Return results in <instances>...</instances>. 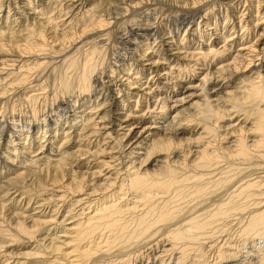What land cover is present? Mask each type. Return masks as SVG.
<instances>
[{"label": "bare ground", "instance_id": "6f19581e", "mask_svg": "<svg viewBox=\"0 0 264 264\" xmlns=\"http://www.w3.org/2000/svg\"><path fill=\"white\" fill-rule=\"evenodd\" d=\"M211 1L0 0V103L20 87L29 90L22 94L24 100L34 101L48 90L47 79L52 76L54 83L58 81L53 88L57 86L55 91H62V97L73 93L75 85L77 94H82L77 102L73 96L69 106L62 100L63 115L51 112L41 120L32 115V121L18 126L17 135L6 141L4 151L0 144L3 153L11 149L6 156L12 164L19 159V166L10 170L0 157V188L4 186L0 207L16 201L5 215L12 227L7 226L20 233L25 243H36L37 232H46L51 225L52 232L57 229L59 207L49 205L48 199L25 198L27 191L14 188L16 183L52 173L50 184L59 185L67 168L70 182L60 186L58 199L66 198V193L71 199L69 217L61 224L75 221L60 227V236L51 232L53 239L64 237L62 243L57 245L51 238L43 247L53 257L61 255L66 264H80L99 251L155 241L163 253L177 247V263L192 251L193 262L202 264L206 252L217 248L214 264H264V0ZM163 7L174 15L163 23L162 33L150 18ZM135 9L144 10L145 19L130 18L135 27H122L125 41L117 37L126 50L133 48L130 57L120 56L118 66L113 61L108 74L99 67L103 71L98 74L97 66L104 65L99 55L109 39V28L128 14L134 16ZM91 32L95 34L87 39ZM49 65L55 74H42ZM102 76L108 80L102 81ZM95 80L103 91L101 103L93 101L94 106L86 108L88 114L76 116L74 109L90 102L88 89ZM71 111L73 115L67 116ZM166 115L170 121L165 128L154 126ZM7 125L11 124L0 121V137ZM21 153L29 160L22 161ZM76 158L80 159L74 166L84 169L77 170V176L70 169ZM86 172L90 177L103 174L102 182L93 186ZM22 201L23 207L16 205ZM71 207L79 209L75 212ZM241 213L246 217H240L239 236H249L255 249L238 258L234 253L225 255L226 241L212 243V237L228 224L221 227L216 222ZM2 223L0 250L6 243L19 246L15 233L9 234L16 237L5 234ZM160 225L166 230L161 231ZM205 242L207 249L194 248ZM10 255L4 252L7 258L0 264ZM22 255L40 259L44 253ZM53 257L33 263L61 264Z\"/></svg>", "mask_w": 264, "mask_h": 264}, {"label": "rangeland", "instance_id": "374dc122", "mask_svg": "<svg viewBox=\"0 0 264 264\" xmlns=\"http://www.w3.org/2000/svg\"><path fill=\"white\" fill-rule=\"evenodd\" d=\"M214 1H216V0H214ZM224 1H226L227 2V0H223V1H221V2H224ZM211 2H213V0L211 1ZM211 4V3H210ZM264 4V3H263ZM209 5V4H208ZM208 5H206L204 8H206ZM148 7V6H147ZM153 8V7H152ZM142 9H146V7H144V8H142ZM142 9H135L134 11H133V13H135L134 14V16H132L133 14H126L127 16H125L123 19H120V20H118L117 21V25L115 24V25H113V27H111V29L109 28V36H108V38L109 39H107L106 40V44L104 45L105 47V49L103 50V48H102V50H103V52H101L100 53V55H99V57H101V60H102V65H103V67L102 66H100V64H99V66H97V68L98 69H96V70H98V74L100 73V72H102L103 70L105 71V74L107 73H109V72H107L108 70H110V67L113 65V61H115L114 63H117V66L119 65V64H122L121 62H119V57L120 56H123V57H125V58H128V57H130L129 56V54L128 53H130V51H131V49H133L132 47H129L130 48V50H126V47H124V45L120 42V40H119V38H117L118 36H122V40L123 41H125L126 39H125V37H126V35H123L124 33H121V30H122V27H123V29L124 28H127V25L128 26H130V25H132V23L129 21L128 22V20H130V18L131 19H134V20H138V21H141V19H145V18H143L144 16L141 14V13H143V11L144 10H142ZM167 8H164L163 7V9H160V12L162 13H160V12H157V13H155L154 15H152L151 16V18H150V22L152 21V22H154V26H158L157 28H156V30L157 31H159V32H162L163 33V31H164V29H165V24H163V23H165L166 22V20L168 19V21H171V19L173 20V18H172V16L171 15H174L172 12H174L172 9H167L168 11H169V13H168V11L166 10ZM240 9H242L241 7H240ZM166 11V12H165ZM140 12V13H139ZM164 12V13H163ZM138 13V14H137ZM169 15H168V14ZM171 14V15H170ZM141 15V16H140ZM158 15H160V17L158 16ZM134 17V18H132V17ZM169 16V17H168ZM171 16V17H170ZM137 17H139V18H137ZM141 17V18H140ZM168 17V18H167ZM153 18V19H152ZM127 19V20H126ZM125 20V21H124ZM196 22H199L200 20L198 19V16H196ZM123 21H124V23L125 24H123ZM127 21V22H126ZM132 21V20H131ZM121 22V23H120ZM151 22V23H152ZM119 23V24H118ZM127 24V25H126ZM119 25H121V26H119ZM117 26V27H116ZM126 26V27H125ZM118 27H120V28H118ZM135 26L134 25H132V27H131V29L132 28H134ZM117 28V29H116ZM113 29V30H112ZM160 29V30H159ZM115 30V32L113 33V31ZM111 31H112V33H111ZM118 31V32H117ZM179 31H181V34L183 33V29L182 30H179ZM220 32H221V30H220ZM118 33V34H117ZM119 33H121V34H119ZM90 34V35H89ZM95 33H93V32H91V33H88V35H86V38L87 39H90L91 38V35H94ZM111 34V35H110ZM117 34V35H116ZM180 34V35H181ZM116 35V36H115ZM97 36V35H96ZM121 40V41H122ZM140 39H138L137 41H139ZM157 41V40H156ZM120 44H122V45H120ZM85 48H87V47H85ZM116 50V51H115ZM126 51V52H125ZM71 52H74V49H71ZM71 52H68V53H70L71 54ZM138 52V51H137ZM75 53V52H74ZM77 54L78 53H75V54H73L74 56H76L75 58H77L78 56H77ZM103 56H102V55ZM131 54V53H130ZM132 54H133V52H132ZM72 55V54H71ZM103 58V59H102ZM131 58L132 59H137V57H135L134 55L133 56H131ZM46 61V60H45ZM119 62V63H118ZM112 63V64H111ZM137 63H139V62H137ZM51 67V68H50ZM99 67H101L102 69L103 68H105V69H99ZM132 68H134V65H133V67ZM114 69H116V68H114ZM47 72V73H46ZM48 72H50L51 74H50V76L51 75H53V74H55V71H53V73H52V65H49V67H48V69H47V71H44V72H42V74H44V75H48ZM121 75V74H120ZM113 77V79H115V77L114 76H112ZM51 78V79H50ZM102 78H103V76H102ZM101 78V80L102 81H107L108 79H106V78H103L102 79ZM124 78V77H123ZM234 83H237V81H234ZM47 84H49L50 86L47 88L48 90H46V92L44 93V94H42L41 96H39V98H37V99H35L34 101L33 100H31L32 101V103H31V101H25L24 100V97L22 96V94H24V91L25 90H22L21 89V87L20 88H18L16 91L17 92H15L14 94H12L11 93V95H8L7 97H5V98H3V99H1V103H0V121L1 120H5V121H7V124H11V125H9V127H8V125H7V131L5 132V134L3 135L2 134V136L0 137V144L2 143L3 144V146H1L3 149V151L5 150V143H6V141L7 140H9V138L11 137V135H17V129H18V126L20 127V126H24V124H26L27 123V121H32V118H31V116L32 115H35L36 114V119L37 120H41V118H43V117H45L48 113H56V114H60L61 113V115H63V111H65V110H63L62 108H64V106H63V104H62V100H64L66 103L65 104H67L68 103V106L69 105H71V104H69V103H71V101H72V98H73V96H74V98H76V102L79 100V98L82 96V94H77V93H79V91L78 90H76V89H78L77 88V86L75 85V82H73V86L74 87H72L73 88V90H72V92L73 93H69V94H67L68 95V97L66 96V97H62L61 95V93H63L62 91H55V89L57 88V86H56V88H53V86H55V85H53V84H58V81H56L55 80V83H54V81H53V76L52 77H49V79H47ZM51 85H52V87H51ZM94 85V86H93ZM92 86V87H91ZM97 86V87H96ZM100 86H99V82H98V80H95L93 83H91V85H90V90L88 89V95H89V98H90V102L88 103V104H84L83 105V107L82 108H77V109H74L76 112H77V114H76V116H79V114H80V112H83V114H88V112H87V109L86 108H92L94 105H92V103H93V101H95L96 103L98 102H100L101 103V101H100V99H101V93L103 92V91H101L100 92V88H99ZM76 88V89H75ZM19 89H21V90H19ZM54 89V90H53ZM226 89H229V88H226ZM225 89V90H226ZM231 89V88H230ZM75 90V91H74ZM51 91V92H50ZM94 91H95V93H94ZM99 91V92H98ZM23 92V93H22ZM25 92H27V90L25 91ZM28 92H29V90H28ZM27 92V93H28ZM75 92V93H74ZM26 93V94H27ZM69 96H72V97H69ZM120 96V95H119ZM119 96H118V98H119ZM23 98V99H22ZM120 99V98H119ZM37 100V101H36ZM75 100V99H74ZM133 100V99H132ZM69 101V102H68ZM80 102V101H79ZM43 103V104H42ZM55 103V104H54ZM80 103H82V102H80ZM62 104V105H61ZM43 105V106H42ZM221 105V104H220ZM51 107V108H50ZM86 109V110H85ZM33 110V111H32ZM63 110V111H62ZM71 110V109H70ZM80 110V111H79ZM73 113V111H71L70 113H67V116L68 115H73L72 114ZM45 114V115H44ZM174 114H171V116H173ZM182 115V114H181ZM181 115L179 116V117H181ZM168 115H166V118L164 119V120H161V119H158L157 121V123H156V125H154V126H157V127H160L161 125H162V127H166L167 126V124H168V122L170 121V118H168L167 117ZM38 117V118H37ZM77 120H78V125L80 124V119H79V117L77 118ZM147 121V120H146ZM145 120H144V122H146ZM165 121V122H164ZM175 121H177L176 119L174 120V122ZM58 123H61V125L63 126V124H62V120H58L57 121V124ZM31 124V123H30ZM12 125H14V127H12ZM30 126V125H29ZM29 126H28V128H29ZM51 127H54V126H52L51 125ZM64 127H65V125H64ZM13 129V130H12ZM26 129L27 128H24V130H23V132L24 131H26ZM13 131V132H12ZM32 131H36L35 129H33L32 128ZM166 131H168V130H166ZM177 133H180L179 131L177 132ZM30 135H31V133H30ZM48 134H46V136H47ZM146 135L147 134H145L144 136L146 137ZM164 135V134H163ZM113 136V135H112ZM60 137V136H59ZM72 137H73V134H72ZM20 138H23V137H20ZM74 138H75V136H74ZM91 140H93V139H91ZM12 141H13V139H12ZM14 142H17L18 143V141L17 140H14ZM1 144V145H2ZM69 145V144H68ZM118 145V144H117ZM33 146H37L36 145V143H35V145H33ZM18 147V146H17ZM67 148H69V147H67ZM67 148H65L66 150H67ZM32 149V148H31ZM2 150H0V157H2V159H4V162L2 161V163H4V165H6L7 166V168L8 169H10V170H14V166H19V159L18 160H14V162H13V164L11 163V159H8V157L11 155V153H10V150L11 149H8L6 152H2ZM60 150V152H63V150L60 148L59 149ZM62 150V151H61ZM115 150V149H114ZM117 150V149H116ZM113 151V152H117V151ZM2 152V153H1ZM18 152L20 153V148H19V150H17L16 152H15V154H18ZM59 152V151H58ZM67 152H68V150H67ZM57 153V152H56ZM139 153H141L142 154V150H139ZM115 155H117L116 153H114ZM6 155H9V156H6ZM122 155H124L123 153H121V156ZM27 156V154H20V158H21V160L22 161H24V160H26V159H28V157H26ZM44 156V155H43ZM43 156L42 155H40V157L39 158H41V159H44L43 158ZM55 156V155H54ZM51 158V160H55L56 158H52V157H50ZM83 159L82 160H84V158L85 157H82ZM8 159V160H7ZM80 159V158H79ZM78 158H76L75 159V161H74V163H73V166L78 162V160H79ZM29 160V159H28ZM45 160V159H44ZM44 160H42V161H44ZM124 160L125 161H127V159H125L124 158ZM5 161L6 162H8V165L7 164H5ZM42 161L40 162V163H42ZM116 163H118V162H116ZM11 164H12V166H11ZM120 166V165H119ZM75 167V166H74ZM70 168L71 169V172H73L75 175L77 174L78 175V171L79 172H82V171H84V169H82V168H78L77 166L75 167V168ZM149 166H146L145 168H148ZM9 170V171H10ZM78 170V171H77ZM75 172H77V173H75ZM49 173V172H48ZM88 172H86L85 173V175L84 176H87L88 174H87ZM46 174V176H45V178H44V175H42V177H41V175L40 176H37L36 177V179H33V178H35V177H32V179L31 180H29V182H21V183H19V184H17L16 183V186L14 187V188H18L19 190H21V191H27V195L28 196H26V194H25V198H35V197H37V199H35V200H45V199H48L47 200V203L49 204V205H51V204H58V207H59V213H58V215H57V217H56V219H57V223H56V225H57V229H55L53 232H52V228H53V226L54 225H51L50 227H48V229L50 228V230H46V232L45 231H43V230H41V231H38L37 232V234H36V243H34V242H31V243H25L26 242V239H24V237L19 233L18 234V232H14L13 230H10V228L9 227H12L11 225H10V223H8L7 222V220H6V214L8 213V212H10L11 210H12V207H13V205L15 204V202L13 203L12 201L11 202H6V203H4L5 205V208H3L4 206H1L0 207V209H1V211H0V213H1V216H2V218H1V216H0V221L1 220H3V223H2V225L3 226H5L4 228H5V234H9V233H11V231H12V233L14 232L15 233V235L17 236V239L16 240H18V244H19V246H16L15 245V243L14 242H12V243H6L2 248H1V250H0V262L1 261H3L4 259H6L7 257H3L2 255H3V253L4 252H10L11 253V255L9 256L10 258L8 259V260H6L7 262H5L4 264H14L15 262H17V260L20 262V264L21 263H26V264H34L33 262H39V260L40 261H46L47 260V258H49V257H53V256H51L50 255V253L48 252H46V251H44L43 250V247H45V246H47V244H49V241L51 240V238L53 239L54 238V236L53 235H51V232L52 233H54V235H56V236H60L61 235V233H59V229H60V227H69V224L68 225H65L66 223H69V222H73V221H75V219L74 220H71V219H68V220H66V221H64L63 222V225L61 224V220H63V219H65V218H68L69 217V214H67V210H68V208H67V206L69 205L68 203H69V201H68V199H71L70 197V195H67V193L65 194V196H66V198L64 197L63 199H58V195H59V193L58 192H60V194L62 193V191H63V188H60V186H62V185H66L67 184V182L69 183L70 182V180H69V176L71 175V173L69 172V170L67 169V168H65L64 169V171H63V174H64V177L62 178V181H60L61 180V178H60V180L58 181L59 182V185H57V183L56 184H54V185H52V184H50L51 182H52V180L51 179H53L54 177H52V175H50V174H52V173H49V176H48V174L47 173H45ZM61 175V174H60ZM59 175V176H60ZM74 175V176H75ZM76 175V176H77ZM102 176H103V174H102ZM100 177V176H96V173L94 174V175H92L91 177H92V179H89V178H91L89 175L87 176L88 177V179H89V181L88 182H90L91 181V184L93 185V186H95V185H99L101 182H102V180H103V177ZM52 177V178H51ZM44 178V179H43ZM85 179H87L86 177H85ZM102 179V180H101ZM39 180V182H37ZM51 180V181H50ZM69 180V181H68ZM20 182V181H19ZM49 182V183H48ZM25 183V184H24ZM95 183V184H94ZM40 185H42V186H40ZM47 185V186H46ZM92 185H91V187H92ZM43 186H44V188H45V186L47 187L46 188V190L47 189H49L48 191H45L44 190V188H43ZM56 186V187H55ZM4 187V186H3ZM2 187V188H3ZM91 187H90V189H91ZM2 188H0V189H2ZM8 189V188H7ZM4 190H6V188H4ZM44 190V191H43ZM42 191H43V193H42ZM57 192V193H56ZM10 193H12V190H11V192ZM35 193V194H34ZM32 194V195H31ZM39 196H38V195ZM35 195V196H34ZM37 195V196H36ZM11 198L13 197L12 195L10 196ZM24 197H23V199H24ZM129 198H130V196H129ZM17 200L18 199V197H14V200ZM23 201H25V200H23ZM23 201L21 202V203H16V205L18 204V206L19 207H23ZM44 204H46V201L45 202H43ZM13 204V205H12ZM24 207H25V205H24ZM29 207H30V204H29ZM46 208V207H45ZM4 209V210H3ZM71 209H76V211L75 212H77V210L79 209L78 207H71ZM46 211H48V209L46 210ZM203 211H201L200 213H198L197 215H200V214H203L202 213ZM205 213H207L206 211H204ZM4 215H3V214ZM204 213V214H205ZM67 215H68V217H67ZM242 215V216H241ZM246 217V215H243L242 213L241 214H238L237 216L235 215L233 218L231 217V218H228V219H226L225 221H220V222H216V223H220L219 225L222 227V226H224V224H226V223H228L225 227H223V228H221V230H218V234L217 233H215V235L212 237V243H217L218 242V244H222V241H226V244H225V246H223V247H225V248H223L222 250H223V253L226 255V254H228V253H234V254H236V256L238 257V258H241V257H243V256H246L248 253H246L247 251L248 252H251L250 250H254L255 248H253L254 247V244H252V242H251V239L249 238V236H247V237H240L239 236V233H238V228L240 227V225H241V218L242 217ZM82 216H78L77 218H81ZM241 217V218H240ZM237 218H240V220H238ZM233 219V220H232ZM237 221H236V220ZM6 220V221H5ZM231 220V221H230ZM5 221V222H4ZM237 223V224H235V223ZM58 223H59V226H58ZM231 225H230V224ZM9 227H8V226ZM233 225V226H232ZM163 226H165V225H163ZM56 227V226H55ZM165 228H167L166 226L162 229V225H160V227H159V229L161 230V231H164V230H166ZM222 230H224L223 232H221ZM8 231V232H7ZM10 231V232H9ZM220 231V232H219ZM58 232V233H57ZM221 233V234H220ZM223 233V234H222ZM18 234V235H17ZM60 234V235H59ZM98 234V233H97ZM97 234H93V236H91L92 237V239L91 240H93V239H96V237L97 236H99V234L97 235ZM220 234V235H219ZM9 235H12V236H14V237H16L14 234H9ZM218 238H216V237ZM8 239H10L9 238V236H6ZM90 237V238H91ZM93 237H95V238H93ZM247 238V239H246ZM50 239V240H49ZM63 239H65L64 237L61 239H53V241L54 242H56V244L58 245V243L60 244V243H62V240ZM213 239H215V240H217V241H214ZM10 240H15L14 238H12V239H10ZM8 241V242H11V241ZM56 240V241H55ZM90 239L88 240L89 242L91 241ZM7 241H5V242H7ZM214 241V242H213ZM156 242V241H155ZM155 242H150V243H143V242H141V243H139L138 245H133V246H130V247H125L124 248V250H122L121 248H112L111 250H109L108 252H105V253H102V252H98L97 253V255L95 254V256H93V258L92 259H89V260H87V261H85V260H80L79 261V263L80 264H161L162 263V260H163V263L162 264H167V261H169L168 259H170L171 261H169L168 262V264H181V263H179V262H182V264H190V263H192V264H197V263H195V262H193V253H192V251H190V253L188 254V255H186V259L185 260H182V261H179L178 263H177V257H179L178 255V252H179V250H175L174 248H176V249H178L177 247H174V248H171L172 250H170V251H166V252H164L163 253V251H162V249H163V247H160V243H155ZM257 242V241H256ZM16 243V244H17ZM23 243L24 244H26L25 246H23ZM154 243V244H153ZM229 243V245L231 246L230 247V249L229 248H227V244ZM257 243H259V242H257ZM9 244V245H8ZM31 244V245H30ZM146 244V245H145ZM156 244V245H155ZM158 244V245H157ZM209 244V243H208ZM208 244L205 242V243H202L201 245L200 244H197V245H194V248H202V249H207V248H205V247H207L208 246ZM30 245V246H29ZM38 247H37V246ZM142 245V246H141ZM14 246H16V247H14ZM27 246H29V247H27ZM40 246V247H39ZM159 246V247H158ZM142 248V249H141ZM158 248V249H157ZM200 248V249H201ZM232 248V249H231ZM252 248V249H251ZM121 249V250H120ZM28 251H41L42 252V254L44 253V256H42V258H40L39 259V256H38V258H36V256H34V257H29V258H25L22 254H24L25 252H28ZM69 252V251H71V249L69 248V249H66V252ZM102 251V250H101ZM217 248H216V250H213V251H208V252H206V254L203 256V258H201V260L200 261H202L201 263L202 264H214V263H216L217 262V260H215L214 261V259L217 257ZM127 252H129V253H127V255H126V253ZM131 252V253H130ZM160 252V253H159ZM168 252V253H167ZM210 252V253H209ZM243 252H245V253H243ZM141 253V254H140ZM243 253V254H242ZM171 254V255H170ZM20 255H22V256H20ZM55 257H53V258H58V262L59 261H61L60 263L61 264H66L67 263V261L64 259L63 260V257L61 256V255H58V254H56L55 253ZM99 255V256H98ZM109 255V256H108ZM113 255V256H112ZM123 255V256H122ZM167 255V256H166ZM215 255V256H214ZM57 256H59V257H57ZM163 256V257H162ZM172 256V257H171ZM41 257V256H40ZM62 258V259H61ZM161 260V261H160ZM165 260V261H164ZM188 261V262H187ZM264 263V262H263Z\"/></svg>", "mask_w": 264, "mask_h": 264}]
</instances>
